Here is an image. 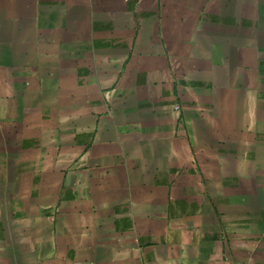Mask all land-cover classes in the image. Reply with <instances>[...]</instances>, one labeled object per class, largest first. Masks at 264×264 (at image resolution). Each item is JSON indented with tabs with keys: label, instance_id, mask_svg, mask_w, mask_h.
<instances>
[{
	"label": "crops",
	"instance_id": "0c3cea01",
	"mask_svg": "<svg viewBox=\"0 0 264 264\" xmlns=\"http://www.w3.org/2000/svg\"><path fill=\"white\" fill-rule=\"evenodd\" d=\"M0 264H264V0H0Z\"/></svg>",
	"mask_w": 264,
	"mask_h": 264
},
{
	"label": "rangeland",
	"instance_id": "374dc122",
	"mask_svg": "<svg viewBox=\"0 0 264 264\" xmlns=\"http://www.w3.org/2000/svg\"><path fill=\"white\" fill-rule=\"evenodd\" d=\"M70 85H71V81H70V83H69ZM66 92V91H65ZM50 93H52V92H50ZM71 94H72V90H68L66 93H65V95H67V96H71ZM71 105H72V99L70 98V101H67L66 100V105H65V108H64V111H65V115L67 116H71L72 115V108H71ZM128 107H130L131 108V111H129L128 113H129V115H136V116H138L139 114L140 115H143L144 113L143 112H140V111H135V108H137V106L135 105V103H133L132 105H130V106H128ZM51 109V108H50ZM57 111H58V108H57ZM53 112V111H52ZM52 112H51V115H52ZM121 113V112H120ZM125 114V111H122V113H121V115H124ZM125 116H126V114H125Z\"/></svg>",
	"mask_w": 264,
	"mask_h": 264
}]
</instances>
